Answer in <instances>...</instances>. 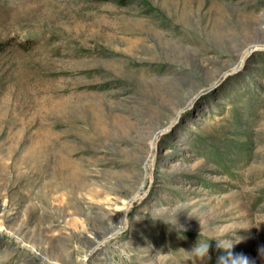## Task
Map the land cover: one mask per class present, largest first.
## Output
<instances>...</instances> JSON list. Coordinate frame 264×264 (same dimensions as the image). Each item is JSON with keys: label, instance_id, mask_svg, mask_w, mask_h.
Listing matches in <instances>:
<instances>
[{"label": "rangeland", "instance_id": "rangeland-1", "mask_svg": "<svg viewBox=\"0 0 264 264\" xmlns=\"http://www.w3.org/2000/svg\"><path fill=\"white\" fill-rule=\"evenodd\" d=\"M0 43V264H264V0H0Z\"/></svg>", "mask_w": 264, "mask_h": 264}, {"label": "clouds", "instance_id": "clouds-1", "mask_svg": "<svg viewBox=\"0 0 264 264\" xmlns=\"http://www.w3.org/2000/svg\"><path fill=\"white\" fill-rule=\"evenodd\" d=\"M210 245L201 241L199 243H196L195 247L193 248V252L197 254H204L209 252ZM244 264H248V261L246 259H243Z\"/></svg>", "mask_w": 264, "mask_h": 264}, {"label": "trees", "instance_id": "trees-1", "mask_svg": "<svg viewBox=\"0 0 264 264\" xmlns=\"http://www.w3.org/2000/svg\"><path fill=\"white\" fill-rule=\"evenodd\" d=\"M2 47H3V44L0 43V51H1Z\"/></svg>", "mask_w": 264, "mask_h": 264}]
</instances>
